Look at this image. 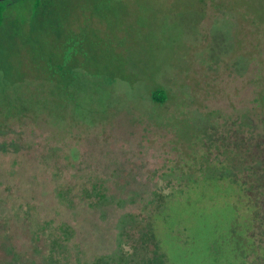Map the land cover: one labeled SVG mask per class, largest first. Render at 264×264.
I'll return each mask as SVG.
<instances>
[{
  "label": "rangeland",
  "instance_id": "rangeland-1",
  "mask_svg": "<svg viewBox=\"0 0 264 264\" xmlns=\"http://www.w3.org/2000/svg\"><path fill=\"white\" fill-rule=\"evenodd\" d=\"M262 3H4L0 264L116 259L147 228L169 264L259 261L254 196L215 176L246 162L234 122L264 119Z\"/></svg>",
  "mask_w": 264,
  "mask_h": 264
},
{
  "label": "trees",
  "instance_id": "trees-1",
  "mask_svg": "<svg viewBox=\"0 0 264 264\" xmlns=\"http://www.w3.org/2000/svg\"><path fill=\"white\" fill-rule=\"evenodd\" d=\"M22 1L25 2L28 0ZM41 1L43 0H33L35 8L39 6ZM200 2L203 4V2L206 3V0H200ZM4 3L0 2V24L3 18ZM260 8L262 10V16L260 18L258 15V18L263 20V3ZM260 8L257 10L256 14L261 12ZM164 99L165 95L163 93H155L153 95V100L155 102L162 103ZM234 124L236 128L232 129L233 133L235 131L240 137L236 138V141L233 142V151H228V154L231 153L229 161H235L236 163V161H241V157H243L246 162H244L243 165L240 163L239 166L229 165L220 168V174L218 175V172V176H215V178L219 180L231 178L232 176L236 178L235 176L237 173H241L242 180L240 183L242 193L245 194L246 198H249L251 194L254 196L249 203V207L252 209L253 214L251 223L245 228L247 236L243 242L246 243L242 245V247H245L243 250L247 247V249L261 255L260 260L252 264H264V119H250L249 116H243L239 122L235 121ZM204 128L202 129L205 130ZM222 136L223 140L227 138L224 134ZM233 182L236 183L238 180L233 179ZM254 223L255 226H253ZM150 225L151 223H148V226ZM245 226L246 225H244V227ZM230 228L231 226H229L228 234L234 237L237 234V230L233 227L230 230ZM146 230L145 232L141 231L138 237L133 240L134 243L129 246V249L126 252L121 251L116 259L110 257H97L89 264H169L166 259V254H164L159 246V241L151 228H147ZM253 242H258V244L253 245ZM0 246L7 253H12L11 248L7 247L5 242H0ZM236 255L237 259L234 260V263L238 261V264H240L239 262L245 257L242 256L241 258L238 254ZM11 260L15 262V260ZM7 263L11 264L10 261ZM245 263L246 262H244V264ZM48 264H59L58 255L55 257H53L52 254L48 255Z\"/></svg>",
  "mask_w": 264,
  "mask_h": 264
},
{
  "label": "water",
  "instance_id": "water-1",
  "mask_svg": "<svg viewBox=\"0 0 264 264\" xmlns=\"http://www.w3.org/2000/svg\"><path fill=\"white\" fill-rule=\"evenodd\" d=\"M4 1H7V0H0V2H4Z\"/></svg>",
  "mask_w": 264,
  "mask_h": 264
}]
</instances>
